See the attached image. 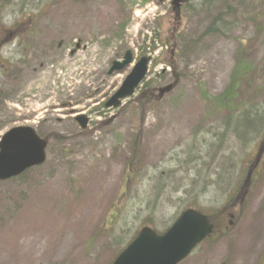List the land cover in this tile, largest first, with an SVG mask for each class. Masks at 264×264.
<instances>
[{"label": "rangeland", "instance_id": "rangeland-1", "mask_svg": "<svg viewBox=\"0 0 264 264\" xmlns=\"http://www.w3.org/2000/svg\"><path fill=\"white\" fill-rule=\"evenodd\" d=\"M0 10V139L26 126L50 138L43 165L0 182V264H107L152 220L164 231L187 206L227 203L229 234L182 264H264V158L245 205L234 200L264 146V0H192L178 32L171 0H0ZM128 51L133 65L110 74ZM144 56L146 83L106 109ZM239 60L246 76L221 101L234 120L250 114L229 122L216 100ZM170 61L177 85L147 104V83L173 85Z\"/></svg>", "mask_w": 264, "mask_h": 264}, {"label": "water", "instance_id": "water-1", "mask_svg": "<svg viewBox=\"0 0 264 264\" xmlns=\"http://www.w3.org/2000/svg\"><path fill=\"white\" fill-rule=\"evenodd\" d=\"M165 0H160L163 2ZM190 0H172V11L180 22L181 7ZM133 60L128 51L122 62H114L110 74L122 71ZM150 59L142 58L127 76L119 90L108 100L105 107L116 109L126 99L134 96L146 78ZM173 85L160 89L161 95L171 92ZM76 121L86 129L89 119L79 116ZM47 142L30 127H18L8 131L0 140V181L17 178L25 171L46 162ZM213 233L207 216L194 211H185L163 235L144 227L138 236L123 250L113 264H179L185 260L198 244Z\"/></svg>", "mask_w": 264, "mask_h": 264}, {"label": "trees", "instance_id": "trees-1", "mask_svg": "<svg viewBox=\"0 0 264 264\" xmlns=\"http://www.w3.org/2000/svg\"><path fill=\"white\" fill-rule=\"evenodd\" d=\"M0 12H1V10H0ZM223 27H220V28H218V29H222ZM216 30V29H215ZM3 33V38L6 36V32H2ZM177 39H178V37H177V35L174 37V40H176L177 41ZM152 50H153V52L155 51L154 50V48H152ZM172 54H173V52H172ZM173 56H174V54H173ZM238 66H236V68H235V70H234V73H233V79H232V84H231V86H230V88L227 90V92L224 94V95H222L221 97H219L217 100H216V102H217V105H218V107H220V108H222V109H225V111L228 113V115H229V119H228V121L229 122H232V121H240L239 120V118H244L246 115H249L250 113L249 112H247V111H245V110H242L243 112H242V114H238L239 115V118L238 119H235L234 120V117L232 118V115L231 114H233L234 112H235V110L234 109H229V108H227L229 105H230V102H228V100L227 101H221V98L223 97V96H227V95H229V93H231V94H233L234 93V89L235 88H237V89H239V86H237V85H239V82L241 81V80H243L244 78H245V76H246V73H247V71H246V69L242 66V64H241V61L239 60L238 61ZM168 66L169 67H171L172 69V72H171V75L173 76V78H174V81H173V83H174V85H176L177 84V82H178V78H179V76L175 73L176 72V67H175V65L173 64V62L172 61H170L169 63H168ZM156 91H157V88H155V85L153 84V82H149V83H147L146 85H145V87H144V89H143V95H142V97L143 96H145V100H146V102H147V104H149V103H153V102H157L159 99H160V96H158L157 94H156ZM236 94H237V92L236 93H234L233 95L236 97ZM233 95H231L230 96V98L233 96ZM235 103V102H234ZM220 105H223V106H220ZM225 106H227V107H225ZM235 107V106H234ZM251 111H253V109L251 110ZM255 111H256V113H255V115L257 116H254V117H256V121H257V118H258V116H259V114L260 113H258V112H262V111H260L259 109H255ZM233 112V113H232ZM252 115V114H251ZM262 119H263V117H262ZM246 120V119H245ZM245 120H243V121H245ZM255 121V122H256ZM230 128H228L227 130L225 129V133H223L222 135H221V137H219V139L218 140H220V139H223V138H225L226 136H227V133H228V130H229ZM233 130L235 131V132H237V127L236 128H233ZM252 128H251V126H247V128H246V132H245V134H244V138H245V136H250L251 134H249V133H251L252 131ZM239 131H240V129H239ZM248 132V133H247ZM239 133L237 132V135H238ZM221 159V157L218 155V154H215V160H220ZM252 166H250V165H248L247 167H246V172H245V180H244V182H243V185H242V183H241V186H240V190H239V192H238V197L237 196H235V198H234V200L235 199H239V203L238 204H243V202L245 201L244 200V198H246V196H247V192H248V190H247V188H248V186L250 185V173L252 172ZM29 172H31V170H28L27 172H25L23 175H27ZM233 172H235V171H233ZM216 175H217V177L218 178H220L221 179V173H219V172H217L216 173ZM132 177H133V175L129 172L128 173V178L131 180L132 179ZM223 181H224V179H223ZM239 189V187L237 188V190ZM159 193H161V194H159ZM158 195H160V197H159V199L161 198V196H164V194H163V192H161V191H158ZM236 202H238V201H235L234 203H236ZM231 204V203H230ZM230 204L229 203H227L222 209V211H218V212H215V213H212V214H209V218H210V220H211V222H212V224L215 226V228H221L222 226H223V224H224V219L222 218V216H223V213H224V209L225 208H229L230 207ZM232 205V204H231ZM190 207H193V208H196V209H198V210H200V211H202L203 212V210H202V208L198 205V204H196V205H192V206H187V207H185L183 210H185V209H187V208H190ZM114 217V216H113ZM151 223H153V220H152V222ZM153 226L155 227V224H153ZM133 238L134 237H132V239L131 240H133ZM131 240H129L128 242H127V244L129 243V242H131ZM122 245H123V243H122ZM123 247H124V245H123ZM123 247H121L120 249H119V251H118V253L115 255V257L124 249ZM114 257V258H115ZM114 258H113V260H114ZM112 260V261H113ZM111 261V262H112ZM110 262V263H111ZM110 263H107V264H110ZM102 264H105V263H102Z\"/></svg>", "mask_w": 264, "mask_h": 264}, {"label": "flooded vegetation", "instance_id": "flooded-vegetation-1", "mask_svg": "<svg viewBox=\"0 0 264 264\" xmlns=\"http://www.w3.org/2000/svg\"><path fill=\"white\" fill-rule=\"evenodd\" d=\"M210 241H211V239L208 242H210Z\"/></svg>", "mask_w": 264, "mask_h": 264}]
</instances>
